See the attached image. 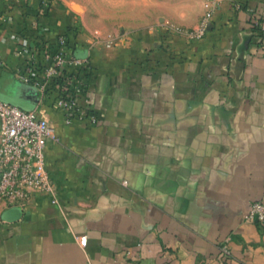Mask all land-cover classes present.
Listing matches in <instances>:
<instances>
[{"label": "crops", "instance_id": "1", "mask_svg": "<svg viewBox=\"0 0 264 264\" xmlns=\"http://www.w3.org/2000/svg\"><path fill=\"white\" fill-rule=\"evenodd\" d=\"M135 1L157 22L93 43L65 11L0 0V99L33 107L13 53L35 22L88 55L97 112L93 125H64L43 106L57 203L40 192L24 210L0 200V264H264V225L242 217L264 202V34L251 26L264 0H214L190 42L166 25L195 26L202 0Z\"/></svg>", "mask_w": 264, "mask_h": 264}, {"label": "built area", "instance_id": "2", "mask_svg": "<svg viewBox=\"0 0 264 264\" xmlns=\"http://www.w3.org/2000/svg\"><path fill=\"white\" fill-rule=\"evenodd\" d=\"M215 6L214 0H202V13L195 26L185 29L170 24L166 30L189 42L197 40L206 32ZM31 26L34 36L29 41L20 38L13 55L20 59L16 70L19 83L35 93L33 107L24 109L0 99V200L20 210L36 192L48 194L50 202L57 203L55 186L45 165L47 142L56 139L53 122L43 111L46 102L61 116L64 125L82 120L87 125L97 122V112L87 95L91 74L88 55L75 53L67 34H58L49 41L41 34L44 26L35 22ZM251 26L264 34V17H253ZM242 217L264 225V202H249ZM74 238L84 246V235ZM221 252L228 255L224 246Z\"/></svg>", "mask_w": 264, "mask_h": 264}, {"label": "rangeland", "instance_id": "3", "mask_svg": "<svg viewBox=\"0 0 264 264\" xmlns=\"http://www.w3.org/2000/svg\"><path fill=\"white\" fill-rule=\"evenodd\" d=\"M38 6L45 12L69 13L75 19L72 25L75 32L93 39L97 34L105 38L119 37L145 23L157 22L150 19L154 16L153 5L135 0H39Z\"/></svg>", "mask_w": 264, "mask_h": 264}, {"label": "water", "instance_id": "4", "mask_svg": "<svg viewBox=\"0 0 264 264\" xmlns=\"http://www.w3.org/2000/svg\"><path fill=\"white\" fill-rule=\"evenodd\" d=\"M21 91L22 92H24V93H26V94H28L30 97H34V95H35V93L33 92V90L32 89H30V88H26V87H21ZM18 106H20V105H18Z\"/></svg>", "mask_w": 264, "mask_h": 264}, {"label": "trees", "instance_id": "5", "mask_svg": "<svg viewBox=\"0 0 264 264\" xmlns=\"http://www.w3.org/2000/svg\"><path fill=\"white\" fill-rule=\"evenodd\" d=\"M21 87H26V86H23L22 84H20ZM27 88V87H26Z\"/></svg>", "mask_w": 264, "mask_h": 264}]
</instances>
